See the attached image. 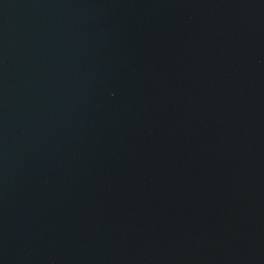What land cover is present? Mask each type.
<instances>
[{
  "label": "water",
  "instance_id": "95a60500",
  "mask_svg": "<svg viewBox=\"0 0 264 264\" xmlns=\"http://www.w3.org/2000/svg\"><path fill=\"white\" fill-rule=\"evenodd\" d=\"M0 264H264V0H0Z\"/></svg>",
  "mask_w": 264,
  "mask_h": 264
}]
</instances>
